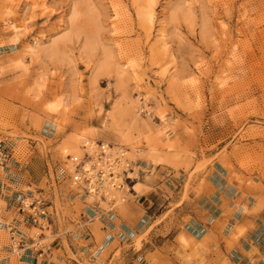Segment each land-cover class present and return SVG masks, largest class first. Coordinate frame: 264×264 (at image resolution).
<instances>
[{"label":"rangeland","instance_id":"obj_1","mask_svg":"<svg viewBox=\"0 0 264 264\" xmlns=\"http://www.w3.org/2000/svg\"><path fill=\"white\" fill-rule=\"evenodd\" d=\"M0 79V147L10 155L0 166V264H127L124 239L150 244L151 226L121 227L117 214L134 203L125 187L109 212L68 187L66 158L84 140L121 147L131 189L148 203L204 189L222 199L217 235L174 238L213 254L197 262L264 264V255L230 262L217 248L250 235L257 254L264 235V0H0ZM22 196L43 200L49 220L18 227L28 242L40 233V245L17 257L7 225ZM236 214L253 220L230 225ZM158 254L145 251L142 263L191 264Z\"/></svg>","mask_w":264,"mask_h":264},{"label":"crops","instance_id":"obj_2","mask_svg":"<svg viewBox=\"0 0 264 264\" xmlns=\"http://www.w3.org/2000/svg\"><path fill=\"white\" fill-rule=\"evenodd\" d=\"M0 81L2 80L0 79ZM132 193H135L136 196L132 201L134 203H127L117 214L121 222V227L127 233L132 231L134 234L140 231L142 232V230L148 226H151V230L148 236L150 244L142 242L140 249L131 247V242L128 239L123 240V243L130 245L122 254L130 255L127 264L134 260L143 264L141 260L142 255L145 254V251L151 252L154 247L158 248V255H189L191 257V264H201L197 262L201 255H203L204 259L209 258V256L206 255H213L211 252H206L204 248L198 245L190 244L187 248L180 249L174 242V238L180 232L191 237L194 242H203L204 240L201 239L204 238L205 234L209 236L217 235V231L215 227H213V222L215 219L221 220L218 208L221 206L222 199L214 195L211 189H204L198 194V197L194 199L190 198L191 201H182L180 203H178L179 191L173 192L165 199H161L158 195H150V203H148L144 194L137 196L136 192ZM132 193L130 194L133 197ZM230 199H234V197L231 195ZM170 204L175 206L170 207ZM226 206L228 208L232 207L231 203ZM167 211H170L167 217L160 219L159 217ZM186 217L189 219L185 220ZM206 217L211 218L212 221L208 220L206 223L204 221ZM247 217L248 216L236 214L228 222L232 225L234 222L241 223L244 222V220H253V218ZM155 221L157 223H154ZM258 225H260L259 222ZM261 234H264L263 231H259V235ZM251 237L252 236L249 235L240 238L236 243L234 242V246L229 249H227L220 239H217L219 253L226 255L228 261L233 263L243 260V256L241 255H264V235L254 242L253 246L256 248L257 254L250 253V245L248 242ZM161 248H163V250H161ZM211 249L214 250L213 247H211ZM252 257L253 256H250V258ZM244 263L246 264L245 261Z\"/></svg>","mask_w":264,"mask_h":264},{"label":"built area","instance_id":"obj_3","mask_svg":"<svg viewBox=\"0 0 264 264\" xmlns=\"http://www.w3.org/2000/svg\"><path fill=\"white\" fill-rule=\"evenodd\" d=\"M84 140L80 145V154L67 156L66 176L69 188L79 189L86 195H92L106 201L111 211L115 202V192L121 191L125 187L127 192H133L132 178L128 175L132 171L129 161L124 157L121 147L106 146L100 141ZM10 158L9 153L0 147V166H3ZM133 198H135V193ZM122 202L124 197H118ZM46 206L40 198L32 199L29 196H22L17 201L15 213L17 219H12L7 225L8 248L10 253L20 257L21 253L40 245L39 236L36 239L25 240L24 235L18 229L20 225H31L41 229L43 223H48L49 213L45 210ZM38 248L39 255H48V247Z\"/></svg>","mask_w":264,"mask_h":264},{"label":"bare ground","instance_id":"obj_4","mask_svg":"<svg viewBox=\"0 0 264 264\" xmlns=\"http://www.w3.org/2000/svg\"><path fill=\"white\" fill-rule=\"evenodd\" d=\"M90 45H91V43L89 42V40L87 39V40H85V45H84V49L85 50H87V48H89L90 47ZM49 52H51V50L49 51ZM104 60H102V63L99 65V67H98V71L100 72V71H106L107 72V70L109 69V64H108V55H106L105 54V56H104ZM104 131V130H103ZM98 132H100V130L98 131ZM74 140V142L76 143L75 145H73L74 146V149L75 150H78V143H79V141H80V137L79 136H77L76 138H74L73 139ZM92 144V143H91ZM77 145V146H76ZM125 153V152H124ZM124 156H125V154H124ZM117 192V191H116ZM43 225V224H42ZM41 229H42V226H41ZM36 235H38V234H36ZM36 235H35V237H34V239H36Z\"/></svg>","mask_w":264,"mask_h":264}]
</instances>
